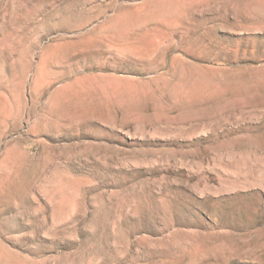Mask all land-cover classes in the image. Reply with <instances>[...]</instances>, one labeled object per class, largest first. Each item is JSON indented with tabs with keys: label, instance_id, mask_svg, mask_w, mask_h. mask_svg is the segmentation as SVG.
<instances>
[{
	"label": "rangeland",
	"instance_id": "obj_1",
	"mask_svg": "<svg viewBox=\"0 0 264 264\" xmlns=\"http://www.w3.org/2000/svg\"><path fill=\"white\" fill-rule=\"evenodd\" d=\"M0 264H264V0H0Z\"/></svg>",
	"mask_w": 264,
	"mask_h": 264
}]
</instances>
